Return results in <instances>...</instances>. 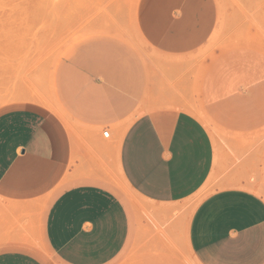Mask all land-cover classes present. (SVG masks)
I'll return each mask as SVG.
<instances>
[{"label": "crops", "instance_id": "1", "mask_svg": "<svg viewBox=\"0 0 264 264\" xmlns=\"http://www.w3.org/2000/svg\"><path fill=\"white\" fill-rule=\"evenodd\" d=\"M236 14L224 23L218 0H139L146 50L115 32L76 39L35 95L0 111V264H179L184 251L264 264V17ZM217 38L197 97L222 135L187 107L190 57Z\"/></svg>", "mask_w": 264, "mask_h": 264}, {"label": "rangeland", "instance_id": "2", "mask_svg": "<svg viewBox=\"0 0 264 264\" xmlns=\"http://www.w3.org/2000/svg\"><path fill=\"white\" fill-rule=\"evenodd\" d=\"M218 1L224 23L235 12H240L235 16L245 17V22H257L256 17L260 14L264 17L260 3L246 0ZM138 3L139 0H0V111L22 103L29 97L30 90L35 95L38 73H47L62 51L76 39L113 30L136 48L146 50L148 45L136 30ZM220 50L222 46L218 38L213 39L204 50L189 60L190 102L187 107L202 119L214 135L222 134L201 117L203 111L198 103L197 84L208 61ZM221 139L225 140L224 137ZM212 181L194 201L188 203L184 219L190 218L196 206L214 190ZM115 183L128 204L144 208V201L130 189L119 173L116 174ZM257 191L264 196V180ZM118 264H132L131 255L122 258ZM179 264L197 263L190 253L184 251Z\"/></svg>", "mask_w": 264, "mask_h": 264}, {"label": "bare ground", "instance_id": "3", "mask_svg": "<svg viewBox=\"0 0 264 264\" xmlns=\"http://www.w3.org/2000/svg\"><path fill=\"white\" fill-rule=\"evenodd\" d=\"M60 1H61V0H60ZM221 4H222V3H221ZM135 16H136V14H135ZM135 18H136V17H135ZM136 22H137V21H136ZM101 26H102V25H101ZM137 27H138V25H137ZM120 28H121V26H120ZM123 29H124V28H123ZM99 30H100V29H99ZM136 30H137V31H140V30H138V28H137ZM112 31H113V30H112ZM112 31H111V32H112ZM113 32H114V31H113ZM113 32H112V33H113ZM219 32H220V31H219ZM125 33H126V32H125ZM126 34H127V33H126ZM138 34H139V33H138ZM139 35H140V34H139ZM128 37H129V36H128ZM140 37H141V39H143V42H144V38H142L141 35H140ZM71 38H72V37H71ZM131 39H132V38H131ZM65 40L67 41L68 38H66ZM70 40H71V39H70ZM138 40H139V39H138ZM61 41H62V40H61ZM61 41H60V42H61ZM66 41H65V42H66ZM68 41H69V40H68ZM65 42H64V43H65ZM58 43H59V42H58ZM145 43H146V42H145ZM65 44H66V43H65ZM148 44H149V43H148ZM57 45H58V44L56 43V46H57ZM58 48H60V47H58ZM140 49H141V48H140ZM54 52H55V51H54ZM144 54H145V53H144ZM59 55H60V54H59ZM59 55H58V56H59ZM145 55H147V54H145ZM142 56H143V54H142ZM148 57H149V56H148ZM56 60H57V59H56ZM56 60H55V61H56ZM34 63H35V62H34ZM52 69H53V68H52ZM11 100H12V99H11ZM13 100H14V99H13ZM42 101H43V100H42ZM43 102H45V101H43ZM51 104H53V103H51ZM56 104H57V103H56ZM48 106H49V105H48ZM52 107H53V106H52ZM56 108H57V107H56ZM56 108H55V109H56ZM58 112H59V110H58ZM201 117H202L203 119H205L206 121L209 122V120L206 119L205 115H203V116H201ZM209 123H210V122H209ZM67 125H68V124H67ZM71 125H72V124H71ZM214 133H215V132H214ZM128 190H129V189H128ZM132 198H134V197H132ZM135 200H137V199H135ZM135 203H136V202H135ZM139 206H140V205H139ZM140 207H141V206H140ZM143 209H144V208H143ZM163 210H164V209H163ZM163 210H162V211H163ZM140 214H141V213H140ZM143 215H144V213H143Z\"/></svg>", "mask_w": 264, "mask_h": 264}, {"label": "built area", "instance_id": "4", "mask_svg": "<svg viewBox=\"0 0 264 264\" xmlns=\"http://www.w3.org/2000/svg\"><path fill=\"white\" fill-rule=\"evenodd\" d=\"M103 135L104 137L108 138L110 136V130H105Z\"/></svg>", "mask_w": 264, "mask_h": 264}]
</instances>
